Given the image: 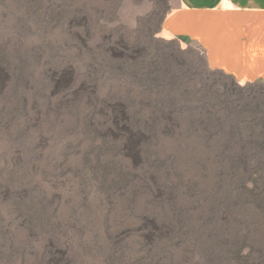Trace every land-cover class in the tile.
<instances>
[{
  "label": "rangeland",
  "instance_id": "rangeland-1",
  "mask_svg": "<svg viewBox=\"0 0 264 264\" xmlns=\"http://www.w3.org/2000/svg\"><path fill=\"white\" fill-rule=\"evenodd\" d=\"M178 4L0 0V264H264V85Z\"/></svg>",
  "mask_w": 264,
  "mask_h": 264
},
{
  "label": "bare ground",
  "instance_id": "bare-ground-1",
  "mask_svg": "<svg viewBox=\"0 0 264 264\" xmlns=\"http://www.w3.org/2000/svg\"><path fill=\"white\" fill-rule=\"evenodd\" d=\"M179 4L164 22L168 37L196 42L209 66L239 82L264 85V48L211 6L195 0Z\"/></svg>",
  "mask_w": 264,
  "mask_h": 264
},
{
  "label": "crops",
  "instance_id": "crops-1",
  "mask_svg": "<svg viewBox=\"0 0 264 264\" xmlns=\"http://www.w3.org/2000/svg\"><path fill=\"white\" fill-rule=\"evenodd\" d=\"M211 6L264 48V0H195Z\"/></svg>",
  "mask_w": 264,
  "mask_h": 264
}]
</instances>
